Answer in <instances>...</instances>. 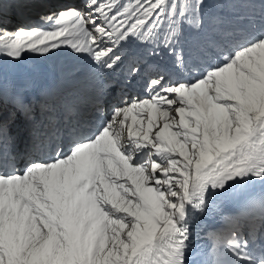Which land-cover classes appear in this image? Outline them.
I'll use <instances>...</instances> for the list:
<instances>
[{
    "label": "snow or ice",
    "instance_id": "6c2138e0",
    "mask_svg": "<svg viewBox=\"0 0 264 264\" xmlns=\"http://www.w3.org/2000/svg\"><path fill=\"white\" fill-rule=\"evenodd\" d=\"M217 217L264 264V0H0V264H190Z\"/></svg>",
    "mask_w": 264,
    "mask_h": 264
},
{
    "label": "bare ground",
    "instance_id": "6f19581e",
    "mask_svg": "<svg viewBox=\"0 0 264 264\" xmlns=\"http://www.w3.org/2000/svg\"><path fill=\"white\" fill-rule=\"evenodd\" d=\"M33 11V10H32ZM32 11L30 10L29 12H27L25 14V18H27L28 16L31 15ZM16 22V18L13 19V24ZM12 24L9 25V29H11ZM70 52V49H65L58 57H55L53 61H51L52 63H56V64H68V65H73V64H77L79 63L78 61L74 60L72 56H69L68 53ZM28 64L33 63V61L31 59L27 60ZM255 191H259V188L257 187V189H255ZM230 202L227 201L226 203ZM218 219V217L216 219H214L215 221ZM213 219H208V218H204L203 224H210L214 221ZM199 244H204V245H208L206 240L203 238L200 240ZM211 251V250H210ZM194 252H189V261L190 264H194Z\"/></svg>",
    "mask_w": 264,
    "mask_h": 264
},
{
    "label": "rangeland",
    "instance_id": "374dc122",
    "mask_svg": "<svg viewBox=\"0 0 264 264\" xmlns=\"http://www.w3.org/2000/svg\"><path fill=\"white\" fill-rule=\"evenodd\" d=\"M32 11V10H31Z\"/></svg>",
    "mask_w": 264,
    "mask_h": 264
}]
</instances>
